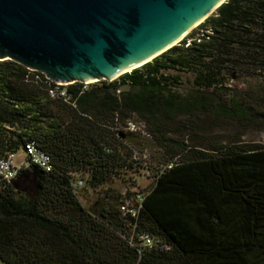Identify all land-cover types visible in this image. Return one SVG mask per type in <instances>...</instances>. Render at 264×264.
Here are the masks:
<instances>
[{
  "label": "trees",
  "instance_id": "1",
  "mask_svg": "<svg viewBox=\"0 0 264 264\" xmlns=\"http://www.w3.org/2000/svg\"><path fill=\"white\" fill-rule=\"evenodd\" d=\"M240 75L264 77V0H226L177 45L100 86H60L0 61V154L34 142L52 164L0 188V261L264 264V147L199 136L209 119L264 122V95L225 92ZM128 122L164 150L163 162L139 157L132 141L142 134L125 131ZM143 170L154 181L137 190ZM115 178L123 192L109 186ZM88 190L98 194L90 206L79 198ZM127 199L136 216L121 211Z\"/></svg>",
  "mask_w": 264,
  "mask_h": 264
},
{
  "label": "water",
  "instance_id": "2",
  "mask_svg": "<svg viewBox=\"0 0 264 264\" xmlns=\"http://www.w3.org/2000/svg\"><path fill=\"white\" fill-rule=\"evenodd\" d=\"M225 2L0 0V61L58 85L111 81L177 45Z\"/></svg>",
  "mask_w": 264,
  "mask_h": 264
},
{
  "label": "rangeland",
  "instance_id": "3",
  "mask_svg": "<svg viewBox=\"0 0 264 264\" xmlns=\"http://www.w3.org/2000/svg\"><path fill=\"white\" fill-rule=\"evenodd\" d=\"M200 25V24H199ZM198 25V26H199ZM197 27L193 28L189 33L195 32L197 30ZM187 35V36H188ZM186 36V37H187ZM175 74V73H171ZM182 80L184 84V88L190 87L189 80L191 77L187 74H182ZM108 82H111L109 80H106ZM99 81H93L88 83H82L84 84V88H90L94 84L96 86H100V83H96ZM68 84L60 85L66 87ZM228 88L230 90H225L227 93H233L238 94L239 96L246 95L247 93L249 95H252L254 98H258L264 95V90H257L260 86L264 88V77L259 76H249V75H240L239 77L233 78L230 80L227 84ZM182 89V91L185 93L187 90ZM250 89V90H247ZM211 119L207 120L205 125L208 126L203 131V133H199V136H202L204 138V143L206 145H209L213 140H217L220 143H226L230 140H240L243 144H250L254 146H261L264 147V122L261 124H246L244 127H240L236 123L230 120H219L215 121V125L211 124ZM136 123V122H135ZM138 124V123H136ZM187 134L181 135L179 138L181 140L186 141L189 143ZM140 139H134L132 141L133 145L137 147V153L139 157H142V160L147 162V164L156 165L158 162H163L165 160L164 158V150L157 147L153 140L150 138L144 137V135L141 136ZM140 143L142 144L141 147H139ZM25 155L24 150L20 149L15 154V161L17 163L24 161ZM133 177L136 180L137 183V190L141 189H148L153 181L154 177L152 176L150 171L143 170L140 173L133 175ZM126 183L123 182L122 179L115 178L112 182H110L109 186L113 187L115 190H122V192L125 190L124 186ZM98 197V194L88 190L87 192L79 191V198L81 199L82 203L86 206H90L93 204V202ZM0 264H5L2 261H0Z\"/></svg>",
  "mask_w": 264,
  "mask_h": 264
},
{
  "label": "built area",
  "instance_id": "4",
  "mask_svg": "<svg viewBox=\"0 0 264 264\" xmlns=\"http://www.w3.org/2000/svg\"><path fill=\"white\" fill-rule=\"evenodd\" d=\"M49 93L51 97L60 96L66 98L65 90H50ZM124 130L130 133L147 135L142 126L135 122H128L124 127ZM22 149L24 150L25 159L19 163L15 161L16 153H7L5 155L0 154V188L5 184L14 181L21 170L26 169L31 165H35L46 172L52 170L50 156L39 149L34 142L26 144ZM74 186L76 190H80L84 187V181L77 180ZM138 201L141 202L142 198L139 197ZM121 211L136 216L137 208L133 207V205L131 207V202L127 199L121 206ZM142 243L145 247H150L152 246L153 241L150 236L143 235Z\"/></svg>",
  "mask_w": 264,
  "mask_h": 264
},
{
  "label": "bare ground",
  "instance_id": "5",
  "mask_svg": "<svg viewBox=\"0 0 264 264\" xmlns=\"http://www.w3.org/2000/svg\"><path fill=\"white\" fill-rule=\"evenodd\" d=\"M212 12H213V11H212ZM203 20H204V19H203ZM203 20H202V21H203ZM202 21H200V22H202ZM200 22H199V23H200ZM199 23H198V24H199ZM198 24H197V25H198ZM197 25H196V26H197ZM196 26H194L193 28H195ZM193 28H192V29H193ZM192 29H191V30H192ZM191 30H190V31H191ZM190 31H189V32H190ZM189 32H188V33H189ZM188 33H187L183 38H185V37L188 35ZM183 38H181L180 40H182ZM180 40H179V41H180ZM179 41H178V42H179ZM176 43H177V42H176ZM151 59H152V58H151ZM151 59H150V60H151ZM148 61H149V60H148ZM139 66H140V65H139ZM137 67H138V66H137ZM134 68H136V67H134ZM134 68H132V69H134ZM132 69H130V70L126 71V72H130V71H132ZM118 76H119V75H118ZM115 78H116V77H115ZM92 82H93V81H92Z\"/></svg>",
  "mask_w": 264,
  "mask_h": 264
}]
</instances>
